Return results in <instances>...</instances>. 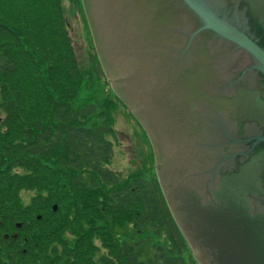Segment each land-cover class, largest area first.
<instances>
[{"label":"trees","instance_id":"obj_1","mask_svg":"<svg viewBox=\"0 0 264 264\" xmlns=\"http://www.w3.org/2000/svg\"><path fill=\"white\" fill-rule=\"evenodd\" d=\"M71 1L87 66L64 0H0V264H199ZM119 109L144 141L126 178L110 168Z\"/></svg>","mask_w":264,"mask_h":264},{"label":"water","instance_id":"obj_2","mask_svg":"<svg viewBox=\"0 0 264 264\" xmlns=\"http://www.w3.org/2000/svg\"><path fill=\"white\" fill-rule=\"evenodd\" d=\"M82 2L198 263L264 264V0Z\"/></svg>","mask_w":264,"mask_h":264},{"label":"rangeland","instance_id":"obj_3","mask_svg":"<svg viewBox=\"0 0 264 264\" xmlns=\"http://www.w3.org/2000/svg\"><path fill=\"white\" fill-rule=\"evenodd\" d=\"M66 11L73 25V36L76 41L79 59L84 66L88 65L87 45L81 15L76 12L71 0H64ZM115 138L110 139L114 142L115 155L110 168L119 172L126 178L131 172L136 170L143 157V144L141 132L126 113L119 109L115 115ZM26 202H29L31 194L23 193ZM124 234L127 230H121ZM138 237V236H135Z\"/></svg>","mask_w":264,"mask_h":264}]
</instances>
